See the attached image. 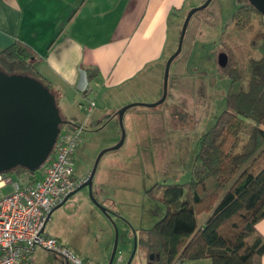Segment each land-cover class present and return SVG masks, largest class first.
<instances>
[{"label": "rangeland", "instance_id": "374dc122", "mask_svg": "<svg viewBox=\"0 0 264 264\" xmlns=\"http://www.w3.org/2000/svg\"><path fill=\"white\" fill-rule=\"evenodd\" d=\"M204 1L185 0L176 19L174 16L168 19L169 54L176 49L177 33L184 16L190 8L198 7ZM243 1L211 0L191 14L181 50L168 67L164 99L155 104L162 95V78L156 100H153L154 87L146 80L142 81V87L131 93L134 98L131 101L139 105L122 113L124 136L120 146L114 148L121 131L117 114L113 113L133 102L122 104L123 98L115 91L108 101L98 100L94 111L87 115L86 110L77 109L80 102L85 103L80 96L66 90L56 98L62 116L64 111L60 106L65 98L68 99L66 103L77 111L73 120L61 125L63 131H75L76 126L84 124L72 155L75 176L78 179L83 174L86 176L96 156L105 150L96 165L91 190L108 215L92 202L85 185L52 210L54 213L50 214L44 227L47 234L56 235L86 264H108L116 229L115 254L121 257V264H145L144 249L133 248V233L140 228H150L163 209L162 204L148 198L145 191L154 183H184L200 176L202 170L195 161L197 137L224 109L223 97L229 84V79L217 68L216 55L224 50L227 42L232 55L244 57L253 32L250 29L233 31L229 20ZM257 22V18L252 20L253 28ZM99 115H102V122L97 125L94 116ZM76 121L80 123L76 124ZM36 171L39 175L40 169ZM14 176L15 173L10 174L5 181H11ZM8 190L9 187L3 188L4 192ZM32 254L33 264H65L63 255L40 246Z\"/></svg>", "mask_w": 264, "mask_h": 264}, {"label": "trees", "instance_id": "16d2710c", "mask_svg": "<svg viewBox=\"0 0 264 264\" xmlns=\"http://www.w3.org/2000/svg\"><path fill=\"white\" fill-rule=\"evenodd\" d=\"M254 18L258 22L253 28ZM229 20L233 31H253L247 52L244 57L232 55L227 42L221 51L227 60L217 68L229 84L224 109L197 137L200 176L184 183H154L145 191L163 206L150 228L133 233L135 247L145 251V264L199 258L211 264H260L264 253L263 237L255 230L264 216V15L244 0ZM38 60L20 40L0 49L2 73L34 77L57 98L50 80L38 70ZM38 169L16 165L8 171L24 184L40 178Z\"/></svg>", "mask_w": 264, "mask_h": 264}, {"label": "crops", "instance_id": "0c3cea01", "mask_svg": "<svg viewBox=\"0 0 264 264\" xmlns=\"http://www.w3.org/2000/svg\"><path fill=\"white\" fill-rule=\"evenodd\" d=\"M184 3L185 0H0V49L15 40L31 46L39 59L38 70L50 80L57 98L68 90L85 103L94 99L95 107L98 100L108 101L116 91L123 98L122 104L133 102L131 93L137 92L146 80L154 87L156 100L164 62L171 50L168 19H176ZM67 101L65 98L60 108L64 119L73 120L77 111ZM81 104L77 109L83 112ZM101 117L94 116L96 124L102 122ZM74 177L78 179L75 174ZM255 230L264 240V216L258 219ZM182 264L211 261L188 259ZM260 264H264V253Z\"/></svg>", "mask_w": 264, "mask_h": 264}, {"label": "water", "instance_id": "95a60500", "mask_svg": "<svg viewBox=\"0 0 264 264\" xmlns=\"http://www.w3.org/2000/svg\"><path fill=\"white\" fill-rule=\"evenodd\" d=\"M211 0H205L200 6L190 8L182 20V25L178 31V39L176 49L167 56L163 67L162 75V91L161 97L155 104L161 102L165 97L168 67L171 61L177 56L181 50V43L184 37V31L187 27L191 14L200 8H204ZM255 9L264 15V0H248ZM216 58L217 66L222 68L226 64L227 57L223 52H219ZM155 104H146L154 106ZM137 103L126 104L119 109L117 120L119 121L121 136L118 144L120 146L124 136L121 130L122 113ZM69 122L60 114L55 94L34 77H28L22 74L12 75L4 74L0 71V172L10 173L8 170L16 165H26L31 170L40 168L46 161L47 156L53 150V145L57 139V134L61 129V125ZM105 152L102 150L96 157L94 164L89 173L77 187L72 189L59 203L54 205L57 208L73 192L87 186L90 192L91 200L97 204L108 215L107 210L98 202V199L92 192L93 176L96 171V165ZM52 209V210H53ZM51 210V211H52ZM49 211L47 221L49 220ZM44 229V226L41 230ZM115 241L111 249V255L108 264L116 252L117 246V229L115 231ZM135 247V237L133 240V248ZM151 258V256H149ZM65 263L67 261L65 260Z\"/></svg>", "mask_w": 264, "mask_h": 264}, {"label": "built area", "instance_id": "2783aa9c", "mask_svg": "<svg viewBox=\"0 0 264 264\" xmlns=\"http://www.w3.org/2000/svg\"><path fill=\"white\" fill-rule=\"evenodd\" d=\"M94 105V99L81 104L87 115ZM83 126L81 123L75 131L69 132L60 129L53 150L39 168L41 176L36 181L22 184L14 176L6 182V177L13 172H0V264H32V252L38 246L63 255L72 264H86L56 237L41 230L54 205L85 178V175L81 179L74 177L72 158ZM5 187H9L6 192L3 191ZM121 262V257L114 254L110 263ZM172 264L181 263L175 260Z\"/></svg>", "mask_w": 264, "mask_h": 264}, {"label": "flooded vegetation", "instance_id": "af4514ba", "mask_svg": "<svg viewBox=\"0 0 264 264\" xmlns=\"http://www.w3.org/2000/svg\"><path fill=\"white\" fill-rule=\"evenodd\" d=\"M221 52V51H220Z\"/></svg>", "mask_w": 264, "mask_h": 264}]
</instances>
